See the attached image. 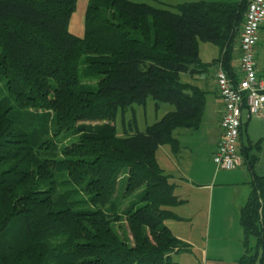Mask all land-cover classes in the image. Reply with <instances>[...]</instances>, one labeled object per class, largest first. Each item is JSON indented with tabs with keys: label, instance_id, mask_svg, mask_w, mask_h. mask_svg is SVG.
Segmentation results:
<instances>
[{
	"label": "trees",
	"instance_id": "trees-1",
	"mask_svg": "<svg viewBox=\"0 0 264 264\" xmlns=\"http://www.w3.org/2000/svg\"><path fill=\"white\" fill-rule=\"evenodd\" d=\"M248 1L89 0L77 36V0H0V264H178L172 254L190 246L164 222L181 219L184 199L156 152L178 154L175 132L200 127L206 92L180 77L207 68L200 42L217 46L237 82L231 59ZM149 98L173 109L118 131V112ZM263 143L239 149L251 186L239 264L258 251L264 264Z\"/></svg>",
	"mask_w": 264,
	"mask_h": 264
},
{
	"label": "crops",
	"instance_id": "crops-1",
	"mask_svg": "<svg viewBox=\"0 0 264 264\" xmlns=\"http://www.w3.org/2000/svg\"><path fill=\"white\" fill-rule=\"evenodd\" d=\"M193 1L199 0H171V2L169 0H149L150 3L166 5H175L182 2ZM208 1L234 2L238 0ZM263 27L264 19L259 30L262 42L260 44L256 43L257 45L254 52L255 68L258 76H264V30L261 31ZM239 53V43L237 40L234 44L231 59L232 67L235 72H237ZM219 55L220 53L218 48H211L210 50L208 46H204V51H202L200 50L199 45V59L202 63L208 64L207 68L201 72L194 73V75L186 73L187 77L190 79L189 83H192L206 92V99L200 127L196 130L181 129L175 134L179 140L180 150L178 155L176 154V157L173 156L174 158H171V160L172 163L174 162L173 165L177 168L180 174L174 175L173 171L166 173L163 170L174 183V193L184 199L183 203L174 207L175 213L182 219L168 220L167 226L172 230L176 237L183 240L190 246V248L194 251L191 253L195 254L196 257H200V260L198 261L199 263L201 261L203 264H238L237 261L243 253L242 231L239 224V211L245 203L251 189L249 184L250 171L242 168L245 164L243 156L242 163L238 168L230 171L224 170L225 172H220L219 170L214 171L212 180L215 183L216 179H219L220 181L218 186H215L216 184L203 183L195 187L189 186L188 188V184L185 182V174L181 169L182 162H185V160L190 158V155L185 156V154H193L192 149L188 147V137H193L195 134L199 135L196 138V141H199L200 143L205 141V146L208 145L206 156H209V158L212 159V155L217 148V144L221 136L219 120L223 106L222 100L217 91L215 79V70L217 65L220 63L222 66V62L217 61L219 60ZM241 120L242 124L238 141L239 149L242 146L253 143L255 138L260 139L264 137V110L257 115H250L247 109L243 108L241 112ZM252 128L254 131H252ZM244 135H247L246 143H244ZM194 143L197 144L195 140ZM252 151H254V149ZM188 162L189 161H187V163ZM214 196L216 201L225 197V201H230L232 203L233 209H231V211L226 208L221 209L219 212L214 213L213 216L211 209ZM198 210H200L201 213L202 211L204 212L203 216H201L202 219L206 215H208L210 220H212L213 217L215 219V223L218 228L214 231V234H217V237L213 236L212 241H210L208 236L204 239L200 233H197L196 226L198 218L196 213ZM224 224L234 226V238L238 241L237 245H226L222 243L224 236L223 230L220 226H223ZM193 233L197 234V238H194ZM179 254L180 253L172 254L173 260L178 264L179 259L177 256Z\"/></svg>",
	"mask_w": 264,
	"mask_h": 264
},
{
	"label": "rangeland",
	"instance_id": "rangeland-1",
	"mask_svg": "<svg viewBox=\"0 0 264 264\" xmlns=\"http://www.w3.org/2000/svg\"><path fill=\"white\" fill-rule=\"evenodd\" d=\"M132 1H135V2H145L146 1L147 3H150L149 0H132ZM169 1L171 2V0ZM88 3H89V0H77L76 8L74 12L72 13V16L69 22V31L77 36H82L84 33V15H85V10H86ZM263 30H264V27L261 29V31ZM258 33L259 34H258L257 44H260L262 41L260 39V32ZM199 45H200V50L202 51H204V46H208L210 50L211 48L217 49L215 45L211 43H207V42H200ZM81 67H83L82 64H81ZM180 77H181V80L184 82L190 81L186 73H182ZM92 84L93 85L91 86L90 89H95L96 84L94 82ZM170 109H173V106L171 104L159 102V104L156 106L154 100L149 98L145 105H134L132 108H129L125 110L124 112L119 111L115 119V124L117 126L118 131H121L122 125L124 123L125 125L128 124L131 121V119L134 117L136 121L137 129L142 131L144 130L146 125L157 121ZM252 131H254L253 128H252ZM177 132L178 131H176L175 134ZM198 136L199 135L195 134L193 135V137H188L187 139V143L189 144L188 147L192 149L193 154L185 152L186 153L185 156L190 155V158L189 159L186 158L187 160H185V162H182L181 164V169L183 170L185 174V182L188 184L187 187L188 188L189 186L195 187L203 183L204 184L205 183L216 184L215 186H218V183L220 180L216 179L215 183L212 180L214 176V171H218V170L216 169V165L212 161V159H210L209 156H206V151H208L207 149L208 145L205 146V141L202 143H200L199 141H196V138ZM244 136H245L244 143H246L247 135H244ZM194 140L199 145L195 144ZM257 140L258 138H255L254 142H256ZM161 147L156 152V158H157V162L159 166L166 173H170V171H173L174 175L180 174L177 168L173 165L174 162L172 163V160H171V158H174L173 156H175V154L172 153L171 149L167 145H163ZM259 158L260 159L256 167V172L258 174H264V143L262 144ZM187 161L189 162L187 163ZM242 168L248 170L246 164H244ZM219 171L225 172L228 170L224 171L222 169H219ZM125 183H126V169L123 170V173L120 176V180L117 184L116 195H120V197L122 196L124 188H125ZM139 191L140 190L127 195L122 201L123 204H128L129 201L134 200L136 194ZM224 208L231 211V209H233V205L230 201H225V197L220 198V200L216 201L215 196H214L213 203H212V209H211L213 216H214V213L219 212L221 209H224ZM203 213L204 212L202 211L201 213L200 210H198V212L196 213L197 218H198L196 230H197V233L198 234L200 233V235H202L204 239H206L208 236L210 241H212L213 236L217 237V234H214V231L218 228V226L215 223L214 217L212 218V220H210L208 215H206L202 219L201 216H203ZM164 224L167 225L168 220H166ZM220 227L223 230V236H224L222 243L226 245L227 244L237 245L238 241L235 240L234 238V234H235L234 226H231L230 224H224L223 226H220ZM194 238H197V234H194ZM250 248H251L250 249L251 253L255 252L254 241L252 239L250 240ZM191 252H194L191 248H190V251L179 252L180 254L177 256V258L179 259L178 261L179 264H203V262L201 261L200 263L198 262L200 260V257L199 256L196 257V255ZM259 263H260V251L256 252V258L254 259V262L252 264H259Z\"/></svg>",
	"mask_w": 264,
	"mask_h": 264
},
{
	"label": "built area",
	"instance_id": "built-area-1",
	"mask_svg": "<svg viewBox=\"0 0 264 264\" xmlns=\"http://www.w3.org/2000/svg\"><path fill=\"white\" fill-rule=\"evenodd\" d=\"M263 19L264 0H249L239 34L237 82H233L220 63L215 70L217 91L223 106L219 120L221 136L212 155L217 170H234L242 163L238 145L242 109H247L250 115L264 110V76L257 75L254 60Z\"/></svg>",
	"mask_w": 264,
	"mask_h": 264
}]
</instances>
